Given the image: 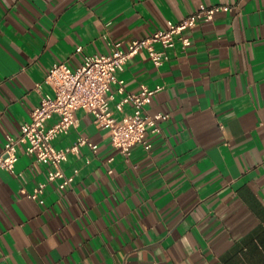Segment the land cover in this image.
<instances>
[{
    "label": "crops",
    "instance_id": "1",
    "mask_svg": "<svg viewBox=\"0 0 264 264\" xmlns=\"http://www.w3.org/2000/svg\"><path fill=\"white\" fill-rule=\"evenodd\" d=\"M201 3L232 8L199 21L187 52L177 40L160 65L141 49L117 72L124 90L111 85L118 119L133 110L118 105L126 93L163 86L146 106L169 114L149 150L126 156L79 108L52 140L97 143L63 161L70 185L24 145L17 173L0 170V264H264V0H0V150L53 92L55 61L77 67Z\"/></svg>",
    "mask_w": 264,
    "mask_h": 264
},
{
    "label": "built area",
    "instance_id": "2",
    "mask_svg": "<svg viewBox=\"0 0 264 264\" xmlns=\"http://www.w3.org/2000/svg\"><path fill=\"white\" fill-rule=\"evenodd\" d=\"M231 8L227 4L201 3L198 9L186 17L179 21L168 20L166 27L158 28L147 36L127 42L115 41L109 53H86L77 67H71L65 61H55L46 76V82L52 86L53 92L43 95L40 104L31 111L30 119L21 124L19 134L7 135L0 150V170L17 173L19 147L24 145L27 153L52 166L48 172L49 180L59 178L62 186L70 185L74 176L64 171L63 161L69 152L77 151L80 145L89 144L96 148L97 143L82 135L76 143L67 147H56L52 140L77 125L75 111L79 108L93 114L95 123L107 130L111 143L126 156L131 155L133 147L138 143L149 150L152 146L149 130L159 133L162 129L161 121L169 114L162 111L151 113L146 106L152 101L154 93L163 86L151 88L142 84L140 90L126 93L118 105L121 107L124 101H130L133 110L118 119L111 107L114 98L111 85L119 83V89L123 91L124 79L118 77L117 72L123 70L128 59L141 49L148 51L156 65L169 59L168 48L174 46L177 40L181 41L182 51L187 52L192 44L189 29L201 20L213 19L217 11ZM157 44H160V48ZM78 50H82V46ZM53 114H58L60 118L47 125V120ZM45 185L46 182H40L33 191L27 193L28 196L38 198Z\"/></svg>",
    "mask_w": 264,
    "mask_h": 264
}]
</instances>
